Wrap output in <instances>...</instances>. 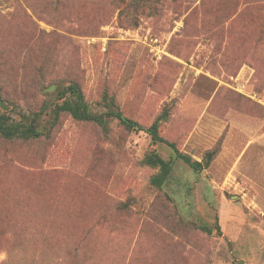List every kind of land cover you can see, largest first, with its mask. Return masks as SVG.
<instances>
[{
  "label": "rangeland",
  "instance_id": "1",
  "mask_svg": "<svg viewBox=\"0 0 264 264\" xmlns=\"http://www.w3.org/2000/svg\"><path fill=\"white\" fill-rule=\"evenodd\" d=\"M77 84L165 143L62 114ZM0 264H264V0H0ZM155 151L173 171L162 187Z\"/></svg>",
  "mask_w": 264,
  "mask_h": 264
},
{
  "label": "trees",
  "instance_id": "2",
  "mask_svg": "<svg viewBox=\"0 0 264 264\" xmlns=\"http://www.w3.org/2000/svg\"><path fill=\"white\" fill-rule=\"evenodd\" d=\"M58 98L60 102L56 104L51 111L50 128L57 124L62 114H68L76 121L95 122L101 127L107 126L109 118H116L119 120L120 124L128 130L147 133L151 137L153 144H167L174 151L176 158L184 161L194 171L207 168L211 162V156H209L205 162L193 161L191 157L181 153L174 143L168 142L162 138L160 135V120H156L150 127L146 128L137 121L124 115L120 109H114V107H116L114 102L106 103L107 107L110 108L112 106L110 112L102 115L93 113L86 102L82 89L77 84L72 83L60 89ZM28 118L32 121L29 125L21 122H10L9 117L0 114V134L5 137H14L18 135L35 138L40 137L41 132L38 130L37 126L34 125L38 116L31 115L28 116ZM145 161L148 165L159 167L160 169L159 174L152 179V184L158 188L164 186L173 171L171 162L164 160L155 151L147 153Z\"/></svg>",
  "mask_w": 264,
  "mask_h": 264
}]
</instances>
